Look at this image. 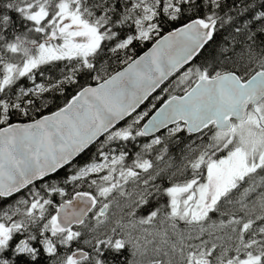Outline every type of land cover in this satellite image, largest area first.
Instances as JSON below:
<instances>
[{
	"label": "snow or ice",
	"instance_id": "snow-or-ice-1",
	"mask_svg": "<svg viewBox=\"0 0 264 264\" xmlns=\"http://www.w3.org/2000/svg\"><path fill=\"white\" fill-rule=\"evenodd\" d=\"M0 264H264V0H0Z\"/></svg>",
	"mask_w": 264,
	"mask_h": 264
},
{
	"label": "trees",
	"instance_id": "trees-1",
	"mask_svg": "<svg viewBox=\"0 0 264 264\" xmlns=\"http://www.w3.org/2000/svg\"><path fill=\"white\" fill-rule=\"evenodd\" d=\"M149 46H150V45H148V44L144 45V46H143V50L147 49ZM170 79H171V78H170ZM167 83H168V82H166V84H167ZM159 94H160V90H157V92H156L153 96H156V95H159ZM165 95H166V94H165ZM149 101H152V97L149 98ZM149 101H146L145 104H143V105L141 106V108L138 109V111H141V110L145 109L144 107L147 106V105H149ZM152 102H154V101H152ZM141 139H145V140H146V138H141ZM94 151H95V149L93 148V149H92V152L87 153V154L85 155L84 159H87V157L90 156V155H92V153H94Z\"/></svg>",
	"mask_w": 264,
	"mask_h": 264
},
{
	"label": "rangeland",
	"instance_id": "rangeland-1",
	"mask_svg": "<svg viewBox=\"0 0 264 264\" xmlns=\"http://www.w3.org/2000/svg\"><path fill=\"white\" fill-rule=\"evenodd\" d=\"M160 95V94H159ZM148 106H150V104L149 105H147V106H145L144 108H146V107H148ZM144 110V109H143Z\"/></svg>",
	"mask_w": 264,
	"mask_h": 264
},
{
	"label": "water",
	"instance_id": "water-1",
	"mask_svg": "<svg viewBox=\"0 0 264 264\" xmlns=\"http://www.w3.org/2000/svg\"><path fill=\"white\" fill-rule=\"evenodd\" d=\"M150 47V46H149ZM145 50H147V49H145ZM157 90H159V89H157ZM154 94V93H153ZM142 106V105H141Z\"/></svg>",
	"mask_w": 264,
	"mask_h": 264
},
{
	"label": "bare ground",
	"instance_id": "bare-ground-1",
	"mask_svg": "<svg viewBox=\"0 0 264 264\" xmlns=\"http://www.w3.org/2000/svg\"><path fill=\"white\" fill-rule=\"evenodd\" d=\"M162 87H163V86H162ZM156 92H157V91H156ZM154 94H155V93H154ZM154 94H153V95H154Z\"/></svg>",
	"mask_w": 264,
	"mask_h": 264
}]
</instances>
